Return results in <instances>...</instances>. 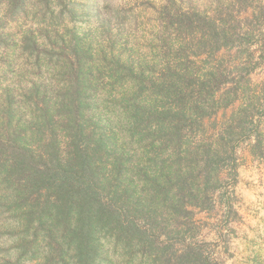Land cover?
I'll list each match as a JSON object with an SVG mask.
<instances>
[{"label": "trees", "instance_id": "obj_1", "mask_svg": "<svg viewBox=\"0 0 264 264\" xmlns=\"http://www.w3.org/2000/svg\"><path fill=\"white\" fill-rule=\"evenodd\" d=\"M0 2L44 13L16 42L35 81L0 85L13 264H215L196 215L228 206L220 191L241 141L262 150L264 79L252 81L251 62L263 57L264 1L153 0L152 33L133 39L113 30L119 15L82 35L66 0ZM7 41L0 30V50Z\"/></svg>", "mask_w": 264, "mask_h": 264}, {"label": "rangeland", "instance_id": "obj_2", "mask_svg": "<svg viewBox=\"0 0 264 264\" xmlns=\"http://www.w3.org/2000/svg\"><path fill=\"white\" fill-rule=\"evenodd\" d=\"M153 0H66L61 7L65 19L74 15L75 30L82 35L96 38L101 34V23L116 22L114 29H122V34L128 39L146 36L152 33L150 26L157 18L151 15L150 2ZM183 7L200 5L205 8L215 6L218 0H181ZM260 1V0H254ZM264 1V0H263ZM68 4V5H67ZM57 13L51 8L47 16ZM73 13V14H72ZM43 11L25 4L24 10L13 12L10 7L0 2V18L5 19V25L0 24V30L9 34L8 47L0 50V85L13 81L23 86L28 81L34 82L36 69L31 65L34 59L27 60L16 48V42L21 33L38 30L36 20ZM119 15L116 19V17ZM137 18L134 20V18ZM120 18L123 21H120ZM260 38L264 40V25ZM112 31V29H111ZM157 32L154 30V33ZM258 64L251 74L254 83L264 79L263 57L255 59L251 64ZM8 66V67H7ZM260 144L261 152L252 155L248 142L241 141L236 148L235 181L228 179L225 188L220 191L228 206L218 204L213 211L199 212L196 220L200 225L198 238L207 243L204 249L212 255L215 264H264V137ZM220 196V195H218ZM14 215L0 209V264L15 263L19 253L17 240L19 234L13 226ZM16 264H28L20 259Z\"/></svg>", "mask_w": 264, "mask_h": 264}]
</instances>
